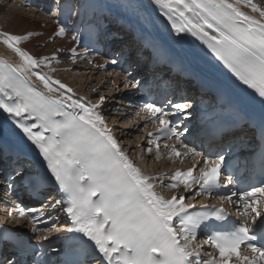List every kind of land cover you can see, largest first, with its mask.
Segmentation results:
<instances>
[{
	"label": "snow or ice",
	"instance_id": "6c2138e0",
	"mask_svg": "<svg viewBox=\"0 0 264 264\" xmlns=\"http://www.w3.org/2000/svg\"><path fill=\"white\" fill-rule=\"evenodd\" d=\"M149 2L170 22L175 38L188 34L199 40L239 82L253 90L252 102L264 107V7L253 0ZM241 5L250 7L259 18L242 11ZM97 27L98 23L90 26L91 37L98 35ZM66 32L61 24L56 35ZM38 35L0 31V43L19 58L17 64L0 59V112L5 115L0 122V184L41 201L55 185L62 199L49 196L36 208L27 207L17 197L19 204L11 214L29 217L33 235L53 230L66 233L62 247L51 249L60 256L58 264H91L94 260L100 264H264V179L259 185L248 183L237 189L243 183V172L239 161L229 156L231 147L204 154L185 143L192 131L185 123L192 116V105L187 100H149L140 105L153 124L159 123L157 133H149V137H176L186 151L173 147L171 154L201 157L186 171L176 170L166 187L182 184L185 192L192 189L188 199L225 191L227 195L221 200L236 207L242 221L233 220L224 204L201 205L197 211L194 205L184 203V194L165 199L157 193L153 178L129 158L97 111L106 97L101 96L96 103L76 97L66 84L41 71V65L58 59L55 54L38 56L21 47L23 41ZM72 40L79 43L81 36L74 34ZM72 54L74 57L75 48ZM118 63V59L111 61ZM32 77L43 87L34 84ZM132 83L139 81H130L125 87ZM218 90L220 98H226L229 85L221 84ZM245 103L243 98L227 99L230 118L221 126V135L230 134L238 117H247ZM249 123L264 139V118L258 123L249 118ZM156 147L159 149L158 144ZM33 150L36 162L29 158ZM200 165L199 177L194 176ZM252 167L264 178V150L256 154ZM57 206L71 222L62 231L43 219L45 207ZM201 231L207 233L204 243L215 249L208 259H202L198 251L203 248V243L196 242ZM50 238L39 236L33 245L0 226V249L7 244L14 248L11 258L3 256L0 264H27L16 258L17 252L30 253L33 264H54L49 259H36L46 255L36 247L43 249ZM242 245L251 251V257L241 255Z\"/></svg>",
	"mask_w": 264,
	"mask_h": 264
},
{
	"label": "bare ground",
	"instance_id": "6f19581e",
	"mask_svg": "<svg viewBox=\"0 0 264 264\" xmlns=\"http://www.w3.org/2000/svg\"><path fill=\"white\" fill-rule=\"evenodd\" d=\"M2 1L3 0L0 1V31H7V32L16 33V34H23V33H26L28 31L39 33L38 36L31 37L29 41H23L21 43V47L26 48L32 54L38 55V56H52L53 54H55L58 57V59L52 61L51 63L59 64L56 66V69L57 68L63 69L65 67H67L69 69L68 71L76 70L77 66L75 64L74 65H70V64L69 65H67V64L61 65L60 64L61 62L64 61L63 59H60V58L62 56L66 57L68 52H72L71 50L73 48H75L76 44H75V42H73L71 40V37L69 34H65L62 36L56 35V32L58 31V27L54 24V21L51 20V16H49V15L43 16L40 13L35 12L34 10H29L30 13L28 11V14H26L22 10H19V7H15L18 4V2L15 3L12 1V3H15L14 5H12V3L4 5V4H2L3 3ZM82 1L87 3L89 7H93L96 10H100V9L104 10L105 9L104 7L106 6V4L113 3V1L119 2V0H82ZM120 1L122 2V4H120L119 7H117L119 14H117L116 12L115 13L118 16L119 15L122 17L125 16L126 19L130 18L127 16V14L129 12L131 14H133V5L127 4V6H126L125 4H123V0H120ZM253 3H255L261 7V2L259 3L258 0H253ZM241 8L244 12H247L250 15H255L259 18L258 13H253L250 7L245 6V5H241ZM132 19L134 21V19H136V17L134 16V18H132ZM128 21L129 22L124 23L127 28L129 26H133L137 29L138 32H141L144 35H146L147 37H150L153 39L152 35L149 32L144 31V28H142L140 24L136 23L135 21L131 22L130 19ZM159 23H160L159 25H162V26L164 25V23L167 25L166 26L167 29L171 31L169 39L174 38L176 41L175 42L176 46H178V45L181 46L183 44V46L186 47V50L188 51V52L186 50L184 51L180 47H177V50L179 52L184 53L186 55H189L190 57H191L192 53H194L195 56H201L199 54V52L197 51V49L195 48V46L191 43V41H189L186 34L183 35V37L181 39H177L174 37L173 32H172L171 27H170V23H169V25L167 24L168 21H167L166 17L163 16V19H161L159 21ZM153 40H155V39H153ZM0 57L4 60H7L10 63H13V64L19 63V58L10 49H8L3 43H0ZM191 59L194 60V56H193V58L191 57ZM66 61L67 62H73V60H70V59L65 60V62ZM195 61H196V59L194 60V62ZM50 64H45V65H43V67L46 68V65H50ZM195 64H196V62H195ZM197 66H200V65L198 64ZM52 68H54V66H52ZM74 73L70 72L71 76L77 77V75H75ZM47 75H49V74H47ZM55 75H57V74H55ZM83 75L85 76L86 74H83ZM57 76H58L57 79L60 80L62 83L68 84L65 81L66 78L63 79L64 77L62 78L61 74H58ZM31 79H32V81H36L39 85H42V83L37 78L32 77ZM84 79H86V76L84 77ZM102 80H103V76L99 75V77H97V81L100 83ZM73 83H74V81H73ZM113 83H115V79L113 80ZM68 85H71V84H68ZM96 86H97V84H96ZM93 91H96V88H94ZM93 91H92V93H93ZM111 119L113 121L114 118H111ZM117 119L118 118H115V121ZM117 121L119 122V119ZM124 126H127V129H128V130H126V133L123 130L121 131L119 129H115L116 132L113 133V135L116 136L118 141L121 140V137L129 134V132L135 131L134 126L130 127V125H127V123H125ZM129 127H130V129H129ZM139 141H140V139L138 138V136L137 137L135 136V138L133 139V142L136 145H134V146H137V143ZM127 142H129L130 145L133 144L132 140H129V139H127V141H122L121 143L125 145ZM129 150H130V148H129ZM129 150L128 151L125 150V152L126 153L129 152ZM142 150L140 149L139 152ZM139 152H138V156L140 155ZM136 153H137V150H136ZM141 153H144V151H142ZM146 153H148V152H146ZM131 154L129 155V158H131L134 161L135 165L137 167H139L140 162L138 163V161L140 159L136 160V158H135L136 154H134V155H133V153H131ZM157 157L161 159L160 160L161 164L163 162L164 163L166 162L165 159L163 160V158H161L159 156H157ZM145 164H143V166ZM155 164H157V163H155ZM151 169L153 170V167ZM153 183H154V179H153ZM154 190L155 191L158 190V186L156 183H154ZM168 193H166V194H168Z\"/></svg>",
	"mask_w": 264,
	"mask_h": 264
},
{
	"label": "rangeland",
	"instance_id": "374dc122",
	"mask_svg": "<svg viewBox=\"0 0 264 264\" xmlns=\"http://www.w3.org/2000/svg\"><path fill=\"white\" fill-rule=\"evenodd\" d=\"M2 2H3L2 4H4V5L10 4L8 2V0H3ZM258 2L259 3L261 2V7H264V0H261V1L258 0ZM14 4L15 3H13L12 5H14ZM120 4H122V2L119 0V2L118 1H115V2H113V3H111V4L107 5V6H108L109 10L118 11L116 9H117V7H119ZM123 4H125L126 6H127V4H132L133 5V14H131L129 12L128 13L129 14L128 17H130V18L132 17L133 18L134 16H136V18L139 19V20L140 19H143L144 20V24H141V25H145L146 23H148L149 17L151 16V19L154 20V26H151V28H146L145 27V29L146 30H149V32L152 35H154L156 37H159L160 39H162L165 36V34H166L165 33V30L162 32L160 30V28L155 23L156 20H160L162 18V14L158 11V9L156 7H154L149 2V0H123ZM15 7H19V10H22L24 13L28 14V11L29 10L28 11L27 10H23L22 7H20L19 4H17ZM29 13H30V11H29ZM148 24H150V22ZM62 57H65V56H62ZM62 57L60 59H62ZM63 64L66 65L65 63H63ZM63 64H61V65H63ZM57 65H59V64L51 63L50 65H46V68H44L43 65H41V71L44 72V73H46V74H49L48 76H50V77L53 76L54 80L57 79V77H58L57 75L58 74H61L62 75V78L63 77H64L63 79L66 78L65 81L68 84H71V85H68L66 83H64V84H66L68 87H70L73 90V94L75 96H77V97L78 96L85 97V96L89 95L90 94V91L93 89V87L96 86V84L97 85L99 84V82L96 80V78L99 77V76H94L93 77L92 74L88 75L87 73H81V72L74 73L76 70L75 71L74 70L73 71H68L69 69L67 67H65L63 69H58L57 68L58 69L57 70L56 69V66ZM72 65H74V64H72ZM52 66H54V68H52ZM53 69H54V71H53ZM70 72L71 73H74L75 75H77V77L71 76ZM55 74H57V75H55ZM83 74H86L85 75L86 76V79H84L85 76ZM93 80H95L96 82L95 81L93 82ZM73 81H74V83H73ZM113 121H114L113 123H115V122L118 123L117 120L115 121V118L113 119ZM134 130H136V129H134ZM130 133H132V132H129V134ZM134 138H132L131 136L130 137H126L125 139H123V141H127V139H129V140H132V142H133V139ZM134 145H136V144H134V142H133L132 145H130L129 142H127L125 144L126 148H128V149L130 148V150H129L130 153L127 152V154L128 155H130L131 153H133V155L136 154L135 155L136 160L140 159L138 161V163L140 162L139 168H143L144 167L141 171L143 173H145L146 175H150L152 177L154 176L156 178L157 177V173L154 175V171H156V169L159 167L158 164H154L153 163L152 165H149L148 164L149 162H146L145 161L146 158L145 159L144 158H140L139 157L140 155L138 156V152L139 151L136 153V150H138V147H136ZM142 148H143V146L141 147V150H142ZM142 151H140L139 153H141ZM155 163H157V162H155ZM143 164H145V165L143 166ZM152 167H153V170L151 169ZM156 180L158 181V179H156Z\"/></svg>",
	"mask_w": 264,
	"mask_h": 264
}]
</instances>
